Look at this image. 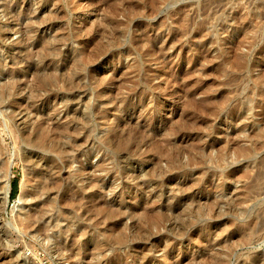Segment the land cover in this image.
Wrapping results in <instances>:
<instances>
[{"label":"rangeland","instance_id":"374dc122","mask_svg":"<svg viewBox=\"0 0 264 264\" xmlns=\"http://www.w3.org/2000/svg\"><path fill=\"white\" fill-rule=\"evenodd\" d=\"M262 175L264 0H0V264H264Z\"/></svg>","mask_w":264,"mask_h":264},{"label":"bare ground","instance_id":"6f19581e","mask_svg":"<svg viewBox=\"0 0 264 264\" xmlns=\"http://www.w3.org/2000/svg\"><path fill=\"white\" fill-rule=\"evenodd\" d=\"M239 142V141H238ZM237 143V142H236ZM240 152H244L245 153V150L243 151V150H241ZM262 162V161H261ZM260 163V162H259ZM254 164V163H253ZM257 166H259L258 164H257ZM262 166V165H261ZM258 172V171H257ZM262 174V173H261ZM255 176V175H254ZM256 176H260V172H258V174L256 175ZM262 176H264V175H262ZM261 177V176H260ZM257 179V178H256ZM6 184V183H5ZM8 184V183H7ZM259 184V183H258ZM7 189H6V193H5V195H6V197H8L9 196V193H10V188H9V185L6 187ZM254 188V187H253ZM256 188V187H255ZM256 190V189H255ZM260 190V189H259Z\"/></svg>","mask_w":264,"mask_h":264},{"label":"water","instance_id":"95a60500","mask_svg":"<svg viewBox=\"0 0 264 264\" xmlns=\"http://www.w3.org/2000/svg\"><path fill=\"white\" fill-rule=\"evenodd\" d=\"M6 209H7V207H6Z\"/></svg>","mask_w":264,"mask_h":264}]
</instances>
